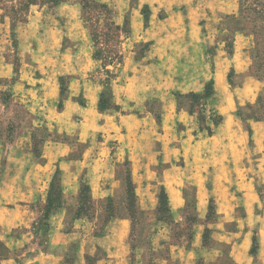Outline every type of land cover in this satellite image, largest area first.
I'll return each mask as SVG.
<instances>
[{"label":"crops","instance_id":"obj_1","mask_svg":"<svg viewBox=\"0 0 264 264\" xmlns=\"http://www.w3.org/2000/svg\"><path fill=\"white\" fill-rule=\"evenodd\" d=\"M99 1L113 7L117 26L128 23L130 29L121 43L122 63L118 66L125 79L122 84L117 80L111 83L114 95L119 104L133 109L160 100V133L152 129L150 111L146 117L126 112L119 119L99 111L103 84L93 72L100 64L92 57L86 30L79 21L80 8L59 7L58 16L65 18L68 25L76 23L82 35L67 34L63 52L67 65L62 73L49 79V85L46 82L47 88L55 96L60 77L70 76L64 105L94 129L103 119L107 139L117 142V152L113 154L106 143H100L97 149L90 142L82 157L72 159L71 149L61 153V148L46 147L40 167L49 175L53 167L64 173L62 203L49 218L46 252L25 264H68L66 256L74 242L90 236L93 230L87 229L90 223L84 216L76 214L82 177L93 199L111 197L120 185L116 166L125 160L131 165L136 194L144 192L140 202L151 204L147 191L153 190L156 196L152 206L146 208H155L158 194L164 190L172 216L184 220V208L194 196L198 223L193 240L189 245L174 247L179 254L173 263L157 264H264V120L253 118V108L264 97V83L248 74L250 37L236 30L234 22L222 23L224 18L239 14V1ZM143 10L148 12L147 20ZM228 34H233L232 49L227 48ZM143 43L151 44V48L138 62L137 50ZM210 84L213 95L202 104L206 118L202 129L199 114L179 108L177 99L202 95ZM20 86L17 83L12 89ZM81 95L82 104L77 100ZM216 117L220 118L218 126L214 125ZM119 127L126 131L119 133ZM208 127L212 134L206 130ZM93 136L84 131L80 142L87 143ZM94 152L98 158L92 160ZM50 178L46 182L17 178L0 181V243L7 248L25 249L34 243L31 229L36 213L31 204L41 198L45 205ZM210 204L215 215L213 223L208 221ZM130 225L127 216L110 223L108 232L98 239L106 256L95 264H128L122 252L127 251ZM206 233H210L208 244ZM254 238L255 256L251 253ZM78 251L70 264H88L84 246ZM224 257L226 262H221Z\"/></svg>","mask_w":264,"mask_h":264},{"label":"rangeland","instance_id":"obj_2","mask_svg":"<svg viewBox=\"0 0 264 264\" xmlns=\"http://www.w3.org/2000/svg\"><path fill=\"white\" fill-rule=\"evenodd\" d=\"M22 1L24 0H0V181L17 178L34 182L39 179L41 182H46L49 176L51 178L47 184V200L49 196L50 199L55 200L58 196V189L62 186L64 173L59 167H53L50 175L48 171L41 170L40 166L44 164L42 158L46 147L61 148V153L71 149L70 158L72 159L82 157L86 149L90 148V142L95 143L97 149H99L100 143H106V147L113 154L117 152V142L107 139V129L103 127V119L99 122L98 129H94L90 123H82L84 118L64 105V100L68 97L70 76L60 77L56 83L58 89L55 96L51 88H47L46 82H49V85V79H52L54 75L57 76L58 72L62 73L63 67L67 65L68 59L63 55L64 47L68 42L67 34L82 35V29L75 28L76 23L68 25L65 18L58 16L59 7L69 5L80 8L79 21L86 30L92 47L93 59L96 49L101 50L102 59L108 61L110 55L108 51L117 50L103 37L104 24L102 20L99 21L97 11L90 10L88 15L84 13L81 5L83 0H66L65 3L55 7L32 6L28 16L25 17L20 13L17 16L19 17L17 21L13 22L10 7H20ZM95 1L102 3L99 0ZM238 1L240 4V0ZM241 2L244 5L246 0H241ZM107 5L113 10L110 4ZM142 13L145 19L148 18L147 11L143 10ZM238 16L224 18L222 23L234 22L236 30L244 27L246 35L251 39L247 50V56L251 62L248 74L264 83V57L261 58L260 67L257 68L254 63L255 37L244 19L245 15L241 16L240 25ZM87 19L89 24L86 22ZM13 24L16 25L14 30H12ZM126 25L129 29L128 23ZM90 27L98 36V47L95 46L92 39ZM210 30L213 29L210 28ZM127 37L128 35H123L122 40ZM232 39L233 34H228L225 38L228 49H232ZM150 48L151 44L149 43L140 44L136 60L142 61V57ZM118 51L121 55V45ZM97 62L100 67L96 72H93V75L98 77L103 84L102 93L107 94L108 104L115 106V109L100 112L116 115L119 119L126 112H138L146 117L147 112L150 111L152 112V121H154L151 122L152 129L160 133L162 102L157 99L146 102L143 108L134 109L128 105L122 106L117 101L118 99L114 95L115 91L111 87L114 80L121 84L124 83L125 78L121 75L119 64L115 63L104 69L102 62ZM107 71L109 72L106 73ZM231 77H233V73ZM108 82L109 86L106 85ZM17 83H20V88L13 90L12 87ZM77 100L82 104V95ZM177 100L179 108L189 110L192 107L200 118L203 110L201 104L203 103L199 99L178 98ZM253 111L261 118L264 117V97L253 108ZM215 120L217 119L215 118ZM118 130L121 134L126 131L121 127ZM84 131H90L94 135L87 143L80 142L81 134ZM61 144L62 146L59 147ZM95 155V152L91 155L92 160L98 158V155ZM180 163L183 162L180 161ZM116 181L120 185L113 196L93 199L90 192L86 190L88 185L82 177L81 204L76 214L79 217L84 216L90 223L87 225V229L93 230H91L90 236L80 237L74 242L73 248L66 256V263L70 264L75 261L79 252L78 248L80 249L82 246L85 248L83 253L88 264H95L98 259L105 258L106 254L102 250L103 248L99 247L98 239L108 232L109 225L114 219L123 216L130 218L131 225L125 242L127 251L122 252L125 256L122 259L125 258L128 264H157L166 261L173 263L179 254L178 250H174V247L189 245L196 234L195 227L198 221L195 216L194 196L188 199L184 208L185 219L175 220L170 208H162L160 202L155 208L154 206L152 209L146 208L152 206L156 199L153 190L147 191L151 204L140 202V196L143 197L144 192L139 196L136 194V189L132 184L131 165L128 160L116 166ZM142 188L145 190V187L142 186ZM161 192L162 190L158 194V198ZM41 202L40 198L31 204L36 213L31 229L34 243L25 249H10L0 244L3 264H25L28 260L36 261L42 252H46L50 217L47 216L48 220L46 219L48 213L45 205L47 202L45 205H42ZM56 204L57 202L53 203L51 208H54ZM214 216L213 207L210 204L208 209L210 223L215 221ZM209 234L206 233L205 243L207 244L210 239ZM226 259L227 257H224L221 262H226Z\"/></svg>","mask_w":264,"mask_h":264},{"label":"trees","instance_id":"obj_3","mask_svg":"<svg viewBox=\"0 0 264 264\" xmlns=\"http://www.w3.org/2000/svg\"><path fill=\"white\" fill-rule=\"evenodd\" d=\"M65 1L66 0H24L20 3V7H16V6L10 7V13L12 15V21L16 22L17 18H19L17 16H19L20 13L24 14L25 17L28 16L32 6H38L39 5V6H54L55 7V6H59L63 3H65ZM81 5H82L83 11L86 15L89 14L90 10L97 11V13L99 15V21L102 20V22L104 24V28H102L105 31L103 34V37L105 38L106 41H109L111 44H113L114 48L117 50V51H108V54H110L108 57L109 58V61H108V60H103L102 59V51L96 49L94 52V60L102 62V64L104 65L103 66L104 69H106L109 66H113L115 63L121 64L122 63V57H121L122 55H120V52L118 50H119V47L122 43V36L123 35H129L130 29H127V25H125L124 27H120V26H117L113 22V19H112L113 10L107 4L98 3L95 0H83ZM243 14L245 15L244 19L247 21V23L250 26V29L252 31V34L255 37L256 48L254 49V63H255V65H257V68H259L260 63H261L260 62L261 58L264 57V53H263V49H264L263 48V45H264V0H246L244 5L240 0V12L238 14L239 16L237 17V19H239V22H240L239 25L241 24L240 20H241V16ZM146 19H147V17H146ZM235 19H236V17H235ZM86 22L89 24L88 19L86 20ZM15 28H16V25L13 24L12 30H14ZM90 30H91V36H92V39L95 43V46L98 47V36L92 31L91 27H90ZM238 31L245 33L244 27ZM111 56H113V57H111ZM258 71H260V70L258 69ZM108 72L109 71H107L106 73H108ZM106 85L109 86V82L106 83ZM208 86H207L208 89L202 95L192 94L190 96L180 97V98L199 99L200 102L204 103V101L210 99L213 95L212 84H210ZM260 100H261V98H260ZM260 100L258 101V104H259ZM112 109H115V106L114 105L111 106L110 104H108L107 94L105 92H103L100 96L99 111L105 112V111H109ZM189 111L191 113H195V111L193 110L192 107L189 108ZM253 118L255 120H258V121L264 120V117L261 118V116L256 114L255 111H253ZM216 119L217 120L214 119V125L218 126L220 123V118L216 117ZM199 120H200L201 125H204L206 122V118L204 117L203 114L200 115ZM203 128L204 127H202V129ZM206 130L209 132V134H212V130L209 127ZM86 187H87L86 190H88L90 192V188L88 186H86ZM57 195L58 196L56 197L55 200L50 199V196L47 200V203L45 205L46 209H47L46 211L48 213L46 215L47 220H48L47 216L50 217L52 212L58 210V208H60V206H61V203H62V188L61 187L58 189ZM55 202H57V204L54 206V208H51L52 207L51 205H53V203H55ZM159 202H160V205H162V208H164V209L166 207L169 208L168 198H167V195H166L164 190H162V192L160 194ZM80 204H81V197H80ZM49 209H52V210H49ZM79 209H80V207H79ZM79 209H78V211H79ZM45 232H46V230H45ZM0 244L4 245L2 243H0ZM256 252H257V242H256V239L254 238V246L252 248L251 253L253 256H255ZM0 264H3L2 254H0Z\"/></svg>","mask_w":264,"mask_h":264}]
</instances>
